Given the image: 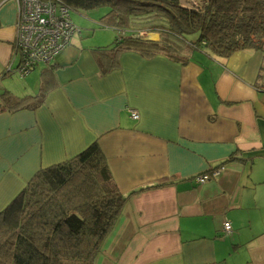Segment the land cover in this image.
<instances>
[{
    "label": "crops",
    "instance_id": "1",
    "mask_svg": "<svg viewBox=\"0 0 264 264\" xmlns=\"http://www.w3.org/2000/svg\"><path fill=\"white\" fill-rule=\"evenodd\" d=\"M17 22L0 0V211L37 171L97 144L128 199L96 264H264L262 52L130 49L103 71L81 32L21 74Z\"/></svg>",
    "mask_w": 264,
    "mask_h": 264
},
{
    "label": "trees",
    "instance_id": "2",
    "mask_svg": "<svg viewBox=\"0 0 264 264\" xmlns=\"http://www.w3.org/2000/svg\"><path fill=\"white\" fill-rule=\"evenodd\" d=\"M60 1L70 10L107 9L101 22L117 35L91 50L103 71L130 49L182 62L195 50L223 58L246 49L264 54V0ZM127 199L97 144L40 169L0 211V264H96Z\"/></svg>",
    "mask_w": 264,
    "mask_h": 264
},
{
    "label": "built area",
    "instance_id": "3",
    "mask_svg": "<svg viewBox=\"0 0 264 264\" xmlns=\"http://www.w3.org/2000/svg\"><path fill=\"white\" fill-rule=\"evenodd\" d=\"M18 12L17 37L14 43L16 54L20 57L17 71L27 74L40 63L49 64L69 46L72 37L81 33L71 17L70 8L60 0H13ZM132 117L139 118L137 111ZM223 167L200 174L195 180L206 183L218 176ZM225 230L231 231L230 222Z\"/></svg>",
    "mask_w": 264,
    "mask_h": 264
},
{
    "label": "rangeland",
    "instance_id": "4",
    "mask_svg": "<svg viewBox=\"0 0 264 264\" xmlns=\"http://www.w3.org/2000/svg\"><path fill=\"white\" fill-rule=\"evenodd\" d=\"M201 1V0H193ZM184 2V1H183ZM184 4H186L184 2ZM107 11L106 8L90 10H71V17L75 25L81 30L83 37L87 40L89 46L100 47L107 46L114 42L117 31L114 27L101 22L102 15ZM124 33V32H122ZM154 32H142L141 36L156 38Z\"/></svg>",
    "mask_w": 264,
    "mask_h": 264
}]
</instances>
